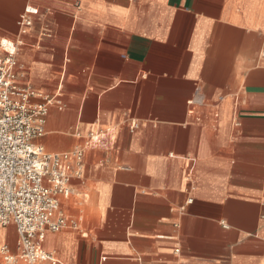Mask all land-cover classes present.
Instances as JSON below:
<instances>
[{"label": "crops", "instance_id": "crops-1", "mask_svg": "<svg viewBox=\"0 0 264 264\" xmlns=\"http://www.w3.org/2000/svg\"><path fill=\"white\" fill-rule=\"evenodd\" d=\"M2 42L56 101L34 145L85 149L59 264H264V0H0Z\"/></svg>", "mask_w": 264, "mask_h": 264}, {"label": "built area", "instance_id": "built-area-1", "mask_svg": "<svg viewBox=\"0 0 264 264\" xmlns=\"http://www.w3.org/2000/svg\"><path fill=\"white\" fill-rule=\"evenodd\" d=\"M39 10L28 6L18 22L22 33L33 26ZM18 45L0 44V227L14 225V253L0 248V264H59L44 250L49 233L80 231L79 223L61 211V199L72 195L71 183L84 177L85 149L54 154L34 145L46 133L50 108L56 101L22 87ZM34 98L41 103L32 102ZM197 98L191 106H201ZM136 126L132 129L134 130ZM95 138H100L97 136Z\"/></svg>", "mask_w": 264, "mask_h": 264}]
</instances>
